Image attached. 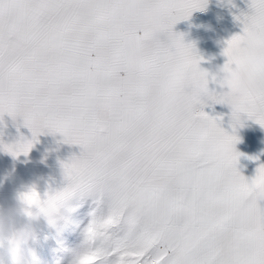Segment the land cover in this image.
<instances>
[{
  "label": "snow or ice",
  "instance_id": "snow-or-ice-1",
  "mask_svg": "<svg viewBox=\"0 0 264 264\" xmlns=\"http://www.w3.org/2000/svg\"><path fill=\"white\" fill-rule=\"evenodd\" d=\"M207 3L0 0V118L33 136L3 147L27 155L45 130L81 146L63 165L67 194L97 198L80 264H264V165L235 167L238 138L199 100L203 58L172 30ZM249 8L223 54L250 82L226 83L264 127V0Z\"/></svg>",
  "mask_w": 264,
  "mask_h": 264
},
{
  "label": "crops",
  "instance_id": "crops-1",
  "mask_svg": "<svg viewBox=\"0 0 264 264\" xmlns=\"http://www.w3.org/2000/svg\"><path fill=\"white\" fill-rule=\"evenodd\" d=\"M241 13H251L249 0H208L204 11H194L188 19L177 22L172 30L182 34L184 44L194 45L196 53L203 58L199 67L212 74L227 62L223 54L226 42L235 35H243V26L239 28L235 19ZM209 81V89L215 88L217 93L228 91L226 86L220 88L213 83L211 75ZM219 104L215 106L221 114ZM222 114L229 115L230 110L227 108ZM229 120H218V124L238 138L235 149L241 155L235 167L251 180L257 168L264 165V127L243 114L242 125L234 131ZM32 140V132L24 126L22 118L14 121L7 113L0 118V205L11 204L26 185L35 184L36 190H41L52 178L58 177L60 171L64 173L63 165L82 151L80 145L64 143L60 133L48 130L36 137L27 155L21 153L14 157L3 147Z\"/></svg>",
  "mask_w": 264,
  "mask_h": 264
},
{
  "label": "clouds",
  "instance_id": "clouds-1",
  "mask_svg": "<svg viewBox=\"0 0 264 264\" xmlns=\"http://www.w3.org/2000/svg\"><path fill=\"white\" fill-rule=\"evenodd\" d=\"M191 45V44H190ZM194 46V45H193ZM208 73V72H207ZM211 81L228 91L217 93L215 88L209 89ZM226 81H233L241 90L246 89L250 77L241 74L235 67L219 68L216 73H208V82L203 86L199 100L205 102L211 94L218 95L222 103L230 110L229 124L235 131L243 123L244 112L241 109L236 94L228 87ZM68 181L59 187H50L42 199L35 184L24 186L8 205H0V264H43L37 254L36 245L42 231L59 236L74 224L73 215L81 206L79 201L86 194L81 192L66 193ZM37 194L34 202L29 203L25 194ZM89 247L84 244L78 249L72 264H80L87 255ZM56 264H60L59 261Z\"/></svg>",
  "mask_w": 264,
  "mask_h": 264
},
{
  "label": "rangeland",
  "instance_id": "rangeland-1",
  "mask_svg": "<svg viewBox=\"0 0 264 264\" xmlns=\"http://www.w3.org/2000/svg\"><path fill=\"white\" fill-rule=\"evenodd\" d=\"M236 24L239 28L243 26L237 19ZM216 104L217 103H214L212 100H206L202 110L209 116L220 117V121L229 119L230 114H222V111L224 112L227 110V107L223 104H219V108H221V114H219L215 106ZM197 109H200V106ZM65 183V172L63 173V171H60L58 177L52 178V180L47 183L48 185L39 190L38 193L43 199L45 191L48 188L59 187ZM96 199V196L86 193L79 201L81 206L73 215V226L63 231L59 236L50 233L47 229L42 231L36 248L37 254L41 261H43V264H56L57 261H59L60 264H72L75 252L85 244L86 230L97 207ZM108 260L109 264H111V262L116 260V257L111 256Z\"/></svg>",
  "mask_w": 264,
  "mask_h": 264
}]
</instances>
